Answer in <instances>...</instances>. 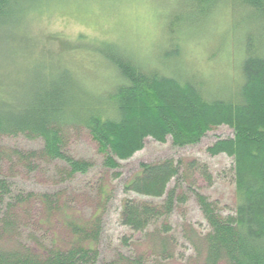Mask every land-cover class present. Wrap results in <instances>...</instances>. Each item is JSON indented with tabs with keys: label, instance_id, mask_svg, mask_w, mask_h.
<instances>
[{
	"label": "trees",
	"instance_id": "1",
	"mask_svg": "<svg viewBox=\"0 0 264 264\" xmlns=\"http://www.w3.org/2000/svg\"><path fill=\"white\" fill-rule=\"evenodd\" d=\"M46 1L0 0V20L40 8ZM182 2L183 10L169 14L166 21L169 47L161 52L157 66L117 42L91 40L92 46H79L108 65L109 88L79 80L55 51L39 54L41 60L23 72L20 65V79L0 77V138L22 135L42 143L40 149L29 151L0 145V264L148 263L147 256L117 251L113 258L103 259L101 207L87 219L75 217L67 204L58 205L60 193L16 189L2 170L4 163L23 165L28 173L38 168L37 161L60 163L55 165V176L67 182L94 166L67 151L71 132H87L102 156L101 166L113 171L141 150L148 137L160 143L170 138L174 147L182 148L198 144L208 131L222 125L232 130V137L216 140L206 151L233 158L235 210L223 216L205 196L195 193L208 231L197 244L193 237L188 239L199 264H264V0ZM221 10L234 18L240 73L233 88L223 85L215 92L207 78L183 70L176 40ZM180 168L181 163L168 158L141 162L123 187L125 193L162 199L160 204L121 201L119 222L144 232L148 256L165 260L173 256L174 240L166 222L179 197L168 185L179 177ZM108 194L100 189L102 201ZM35 199L43 207L38 223L45 226L58 218L68 242L59 243L58 236L42 241L20 236L21 216Z\"/></svg>",
	"mask_w": 264,
	"mask_h": 264
},
{
	"label": "rangeland",
	"instance_id": "2",
	"mask_svg": "<svg viewBox=\"0 0 264 264\" xmlns=\"http://www.w3.org/2000/svg\"><path fill=\"white\" fill-rule=\"evenodd\" d=\"M183 5L182 0H49L40 8L5 17L0 20V77L20 79V65L23 72L25 67L41 60L39 54L55 51L60 52L58 58L70 67L79 80L109 88L107 77L110 69L85 49L92 46L88 42H117L142 60L149 58L152 66H157L161 61V52L169 47L165 33L168 16L182 11ZM233 20V15L221 10L176 40L180 51L178 60L183 70L207 78L215 92L223 85L233 88L240 73L238 54H234ZM84 44L87 47L81 49L79 46ZM232 135L227 126L214 127L198 144L182 148L174 147L170 138L160 143L148 137L141 150L120 161V167L112 171L101 166L102 156L91 136L83 130L75 131L70 134L67 151L74 157L93 162L94 166L88 174L61 182L55 176V165L60 163L43 161H37L38 168L30 173L23 165L15 167L10 162L4 163L2 170L20 191L60 193L57 195V199L61 200L58 205L67 204L75 217L87 219L101 207L104 211L100 244L103 259L113 258L117 251L132 257L147 256V264H199L188 238L193 237L197 244L208 231V225L195 193L205 196L223 216L233 214L235 210L233 158L226 154L211 156L206 149L216 140ZM0 145L6 149L29 151L40 149L42 143L38 139L19 135L1 137ZM167 158L181 163V168L179 177L168 185L170 189L176 188L179 200L166 222L174 245L173 256L165 260L156 255L148 256L144 232H134L121 225L119 212L121 201L125 198L161 203L162 199L125 193L123 187L139 171L141 162ZM101 188L109 193L106 201L101 200ZM32 200L21 216L20 236L25 239L33 235L40 241L58 236L59 243L68 242V232L58 218H53L45 226L38 223L43 207L37 199Z\"/></svg>",
	"mask_w": 264,
	"mask_h": 264
}]
</instances>
